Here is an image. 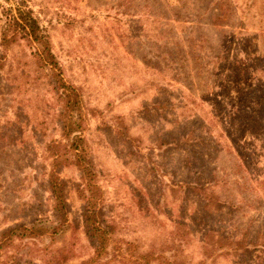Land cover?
Masks as SVG:
<instances>
[{
  "label": "rangeland",
  "instance_id": "obj_1",
  "mask_svg": "<svg viewBox=\"0 0 264 264\" xmlns=\"http://www.w3.org/2000/svg\"><path fill=\"white\" fill-rule=\"evenodd\" d=\"M21 5L83 96L96 188L58 171L61 224L60 102L34 46L0 47V264H264V0H0V43Z\"/></svg>",
  "mask_w": 264,
  "mask_h": 264
},
{
  "label": "trees",
  "instance_id": "obj_2",
  "mask_svg": "<svg viewBox=\"0 0 264 264\" xmlns=\"http://www.w3.org/2000/svg\"><path fill=\"white\" fill-rule=\"evenodd\" d=\"M9 20L4 24L1 31L0 47L6 50L9 46L19 41L25 40L33 48V58L40 65V72H36L35 85L38 82H44L50 85L55 91L57 99L61 105L60 113V130L62 138L66 140L63 145L60 142L52 141L48 144L46 151L49 153L51 160L50 172L48 173V184L50 193L55 200L54 209L61 218L60 223L65 224V201L63 199L61 186L58 178V171L65 166L75 165L82 172L90 193L96 188L94 184V172L91 162L89 161V152L84 138L79 135L84 130L85 117L83 116V96L74 86L66 83L63 79V72L52 52L49 36L40 29L36 19L32 16V12L22 5L15 9L10 8L8 14ZM3 58H0L2 61ZM0 62V71L2 70ZM95 203L94 196L89 197L86 210V226L92 231V235L101 232V228L95 219ZM43 228V227H42ZM40 228H23L24 232H28L30 238H36L42 234H36ZM46 230V228H43ZM53 230V229H52ZM47 231V230H46ZM15 230H10L3 234V238L7 234H13ZM103 234H105L103 232ZM97 239L101 238L96 236ZM130 248L131 246L127 244ZM128 248L130 264H147L148 258L145 255H136L131 253Z\"/></svg>",
  "mask_w": 264,
  "mask_h": 264
}]
</instances>
